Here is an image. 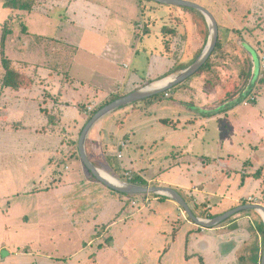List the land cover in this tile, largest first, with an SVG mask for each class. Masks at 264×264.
Listing matches in <instances>:
<instances>
[{
  "label": "crops",
  "instance_id": "1",
  "mask_svg": "<svg viewBox=\"0 0 264 264\" xmlns=\"http://www.w3.org/2000/svg\"><path fill=\"white\" fill-rule=\"evenodd\" d=\"M147 1L144 4L143 0H57L53 9L59 10L60 15L55 13L57 10L47 12V15L35 9L26 10L25 27L28 31L25 29V40L28 43L26 47L15 44L14 48L12 46L14 52L12 50L8 56L16 66L19 60L24 61L22 73L38 77L35 78L37 81L33 80L31 87L13 89L2 87L0 77L1 264H86L89 260L94 264H106L116 250L121 251V247L123 251L116 255L119 256L117 262L141 263L128 256H137L140 248L145 249V233L139 229L140 224L135 219L139 212L147 208L150 200L142 204L138 211L123 208V213H119L126 196L87 176L79 157L78 140L89 119L84 112L86 104L94 102L97 109L113 95L123 96L163 77L173 76L195 60L203 45L189 8ZM139 22L144 24L142 34L136 27ZM169 24L177 27V34L171 37L173 42L167 52L163 47L162 34L164 25ZM48 25L52 28L43 32ZM63 30L70 31L71 35L64 36ZM149 34L159 36V44L154 39L141 43L143 37ZM45 35L52 38V51L48 50L47 56L53 52L73 56L76 50L72 53L66 48L68 46L76 47L81 54L87 55L86 59L79 56L81 60L73 56L70 67L74 65V74L71 75V68L62 72L51 67L45 49L30 41L32 38L43 41ZM175 41L181 43L177 59L173 56ZM155 45L159 46L158 50L153 48ZM177 66L180 69L174 72ZM80 72L86 75L82 76ZM144 73L147 77L141 76ZM62 74L67 78H62ZM185 80L178 85H185L183 89L186 92L180 89L176 99L178 104L169 106L177 109L178 113L171 116L155 111L157 101L165 97L163 94L168 90L160 93L158 99L148 97L121 106L104 115L89 129L85 151L95 165L105 163L114 174H124L128 170L133 177L138 176L150 186L174 188L188 202L195 215L207 217L245 204L248 196L260 192L263 179L253 177L250 168L245 167L251 155L245 160L231 152L223 155V150L227 148L222 146L221 152L218 147V151L213 153H194L189 136L196 140L200 131L211 128V123L212 126L214 123L218 125L222 114L206 115L208 108H220L216 98L202 92L200 80H191L188 84ZM37 82L48 95L39 94ZM188 88L191 93H187ZM116 112L118 116L111 121L113 125L109 124V115ZM160 122L174 126H168L163 135L156 128ZM167 135H177V141L174 144L171 141V147L162 146ZM182 139H188L190 147L184 146ZM121 141L123 146H119ZM146 147L150 151L148 157L144 155ZM117 151L121 153L119 159ZM174 152L177 154L173 155ZM107 158H114L116 163L109 166ZM90 188L95 190V194ZM82 196L88 201L87 206L97 212L90 221L86 219L91 223L90 229H96L94 225L103 228V234L113 238L109 239L108 245L94 249L92 257L87 253L92 251L95 243H99V237H92L67 258L63 245L54 242L52 236L43 241L38 238L41 236L38 233L28 242L23 240L26 238L22 234L24 228L32 220L38 223V229L41 226L49 229L54 228L60 218V230H63L64 224L67 226L65 232L81 231L77 216ZM98 199L102 203L93 205ZM153 201L166 211L165 215H168L167 209H176L180 222L178 226L172 224L174 226L166 227L167 230L158 229L152 236L146 234L150 242L159 234L168 232L172 235L170 246L163 249L155 264L171 263L169 254L175 242L180 243L179 249L186 262L195 259L193 261L198 264L251 263L249 256L239 255L255 227L250 214L242 212L216 227L202 228L189 222L174 200L155 194ZM207 205L211 207L207 209ZM21 216L24 227L15 228L12 224ZM119 228H123V242L120 243L117 242L118 234L122 232ZM33 243L39 248L32 249ZM1 251H6V255L2 256ZM81 253L84 254L75 259Z\"/></svg>",
  "mask_w": 264,
  "mask_h": 264
},
{
  "label": "rangeland",
  "instance_id": "2",
  "mask_svg": "<svg viewBox=\"0 0 264 264\" xmlns=\"http://www.w3.org/2000/svg\"><path fill=\"white\" fill-rule=\"evenodd\" d=\"M6 1L7 0H0V40H1V34L3 28L4 26H6L11 30V33L7 35L5 41V54L9 58L8 54L11 55L15 44L17 46L23 45L24 47H26L25 44L28 43L25 40L27 39L26 34L28 29L26 27L27 31L22 30L23 24L24 25L27 24V20L25 17L28 15V12H26V10H18V9H11L8 7H4V3ZM23 1L32 3L31 9H35L36 11L44 15H47V12L50 11L54 12L57 10V9H53V6L56 4L55 2H57V0H23ZM186 1L195 2L203 6L213 15V17L217 20V23L219 24L218 36L221 42V47L210 55V62L208 66L202 67L201 70H197L194 74H192L190 77H188L185 80L186 82L185 84H188L191 80H195V79L200 80L201 82L200 87H203L202 92L205 95L206 94L213 95L214 98H216L217 104L220 105V108L219 109L216 108L217 110L215 109L212 110L211 108H208L209 111L208 114L206 115L210 114L209 116H211L215 112L222 114L221 119L218 121V125H215L214 123V125L212 126L211 123V128H209V130L204 132L200 131L199 136L196 140L192 138V135L189 136V138L191 139V143L194 146V153H202L203 151H206L208 153H213L218 151V147L221 152V146H222L227 148L223 150L222 152L223 155H226L228 152H231L241 160H245L246 157H248V155L249 156L251 155L249 158L252 160V162L249 159L245 163V167L250 168L249 170L252 171V174H254L257 170H260L261 173L260 179H263L262 189L261 190L259 189L260 192L252 196L257 197V201L260 204L264 205V170H263L264 169V0H186ZM143 2L144 4L148 3L147 0H143ZM55 13H58L60 15L61 12L57 10ZM51 28L52 26L50 25L45 26V30L43 32H47ZM62 33L64 36L71 35L70 31L63 30ZM47 35L43 36L45 39L41 38L43 41H41L38 38L30 39V41H33L39 47L45 49L46 56L48 54V50L52 51L51 43H50L52 38L47 37ZM153 39L156 40V43L159 44L160 38L155 34H149L144 36L141 43L146 44L148 41H151ZM171 42H173L172 39L170 40V47L172 44ZM180 46H181L180 42L178 45L175 44L176 49H173L174 55L173 53L171 54L176 59H177V51L178 49H180ZM157 47L159 46L157 45L153 46L154 49ZM66 48L71 50L72 53L76 50L75 52L76 55L75 54L73 55L74 58L76 57L75 59L81 60L79 56L85 59L87 58V55L81 54L80 51H77L76 47L70 48L68 46ZM73 56L61 55L60 53L58 54L56 52H53L47 57H48V63L51 67H55L56 69L62 72H65L67 70L69 71L71 68V75H72L76 70L73 64L70 67ZM148 56L150 57V54H148ZM18 63L19 64L17 66L15 65V67L22 73L24 71L23 65L25 62L19 60ZM143 69L145 70V66ZM112 71L115 72V69H112ZM147 71L148 70H146V72ZM3 73L4 70L0 63V77L3 76ZM64 74H62L61 77L67 78V76H65ZM80 74L82 76L86 75L83 72H80ZM141 76L147 77V73H144ZM26 77L31 80L30 83L27 85V87H31L33 80L34 82H36L37 79L35 78H38V77H34L32 74L26 75ZM37 85H38V91H40L39 94L41 96H45L49 94L45 88L41 89V87H39L38 82ZM184 86L185 85L183 86L175 85L172 88L168 89V93L171 97L169 98L162 96L160 100L157 101L158 107L157 110H155L156 113L157 114L169 113V115L171 116L175 113H178L179 111L177 109H174L169 106H174V104L175 105L178 104V101L176 99L179 95L180 89L181 91L186 92L183 89ZM190 91L191 90L188 88L187 93H191ZM248 99L249 100L255 99V101L251 103L246 102L247 104H245L244 102L248 101ZM117 112L113 113V115L111 116L109 115L107 119V121L110 122L109 124L113 125L114 122L111 121H113L114 117L118 116ZM168 126L173 127L174 124L168 125L160 122L159 125L156 126V128L163 135H165V130H168L167 129ZM106 133L108 134V132ZM171 141L174 144L177 141V135L165 136L162 146L168 147ZM182 141H183L182 142L183 145L187 146L188 148L189 146V144L187 143L188 139L185 140L182 139ZM148 149L149 147H146V152L144 154L146 157H148V154L150 153ZM121 150L124 151L125 150L124 147H122ZM154 150H157L156 147H154ZM175 154L177 153L174 152L173 155ZM189 155L190 154H188V156ZM111 163H116V160L114 158H107V164L110 166L112 165ZM83 167L87 176H89L95 182H99L100 184H102L100 181L92 177L93 175L85 168L84 165ZM99 168L106 169L107 171L109 170V173H111L116 178H119L122 181H127L124 174H120V173L114 174L112 170L106 168L105 163H103L102 166H100ZM102 186L105 185L102 184ZM90 189L95 194V190L92 188ZM116 193L120 194L118 192ZM142 195H131V196L125 195L126 197L123 198L122 209L119 213H123V208H126L128 210L130 208H134L131 209L134 210V212L135 210L138 211V209L141 208L142 206L141 200H139L141 203H139L138 205H132L129 197L138 196L139 199L147 198L148 200H150V203L147 204L146 202L147 208L145 207L146 208V209L144 208L145 210L139 212L140 214L135 219V221L139 222L140 224L139 229L143 233H145L146 239H144V243H143L145 244V249L140 248L139 255L134 257H130L129 255L128 258L136 259V261L141 262L140 264H155L156 262H158L160 258V254L163 252V249L164 248L166 249L170 246L172 241V235L171 234L168 235V232H166L165 234H159L157 239L156 236L154 237L155 241L153 240L152 242H150L149 237H147L146 234L152 236L154 235L153 233L156 232L158 229H166V227L174 226L176 224L178 226L180 225V222L179 220H177L176 209L174 210L167 209L168 215H165L166 211L160 208L157 205L156 201H153V197H154L153 195L155 194H144L143 196ZM101 203L102 201L98 199V201L95 202V204L93 205L98 206ZM87 204L88 201L85 200L84 197L82 196L79 201V207H78V209L80 210V214L79 215L76 214L78 215L77 218L80 221L78 227H81L82 229H80L81 231L79 232L74 231L71 233V231H69V233L72 234V236H70L69 238L68 236L70 234L68 232H65L67 230V226L63 224V227L61 228L63 230H60L61 221L60 218H58L56 226L54 228H49V229L47 228L45 229L43 226H41V228L38 229L36 226L37 222H35L34 220L30 221L29 225L26 228H24L25 232L22 233L26 237L23 238V240H27L26 242H28L30 237L34 236V238H36V235L38 233H40L41 235L38 238L42 239L43 241L46 238H49L48 236H52L55 238L54 242H57L61 246L63 245L62 249L65 252V257L67 258V255L71 254L72 252H76L79 247L86 245L87 242L92 237H99L98 239L99 243H95L92 246V251H89V253H87L89 257H92L94 249H97L99 246L102 245H108L109 239L110 238L113 239V238L109 234H103V228L101 229L94 225L96 229L94 230L90 229L91 223H88V221H90L93 215L97 212L96 209L89 208ZM252 212L253 214L259 215V213L256 211H252ZM14 218H16V216ZM74 218H76V216H74ZM86 219H88L87 222ZM22 220L23 218L21 216L20 219L18 221L15 220V222L12 225L15 226V228L24 227L21 222ZM188 221L192 222L191 220ZM62 231L63 233H60ZM119 231H122L120 234H118L117 242L120 243L123 242V228L121 229L119 228ZM140 233L141 232H139L138 234ZM57 234L60 237L56 238ZM255 242L258 243V246L259 245L261 246V237L259 235L257 236L256 234L251 233L248 243L244 247H242L239 252V255L241 256H247V257L249 256L248 259L251 261L252 264H256L255 262L253 263L254 258L256 257L253 256V250H252V246H254L253 244ZM179 244H180L179 242L177 243L175 242L172 245V248L170 250L171 252L169 254L172 261L169 264H198L197 261H193L195 259H193L192 257L191 258L193 260H189L187 262L184 260L181 254V250L179 249ZM39 246L42 247V244H40ZM38 248L39 247L34 245L33 243L32 249H38ZM43 248L45 249L46 247L43 246ZM120 249L121 251H123L122 247ZM121 251L116 250L115 251L116 253L113 252L114 253V254L112 253L113 256L108 260V263L106 264H120L119 262L116 261V259L119 257L116 255H120L122 253ZM82 254L84 253L79 254L77 257H75V259L78 257L80 258ZM1 255L2 256L6 255V251H1ZM261 256H262V252L260 251L258 252L257 259H259V261L257 264H260ZM86 264H94V263L93 261L89 260L88 263ZM123 264H125V262H123ZM245 264H248V262H245Z\"/></svg>",
  "mask_w": 264,
  "mask_h": 264
},
{
  "label": "water",
  "instance_id": "3",
  "mask_svg": "<svg viewBox=\"0 0 264 264\" xmlns=\"http://www.w3.org/2000/svg\"><path fill=\"white\" fill-rule=\"evenodd\" d=\"M161 4H169L175 6H182L186 8H192L198 10L204 16V19L207 24V39L206 42L195 58V60L186 68L180 70L173 76L163 77L155 82L148 83L128 94H125L119 98H116L101 108L97 109L88 119L82 131L80 132L78 140V153L79 157L85 166V168L103 185L109 189L128 195H142V194H160L174 200L179 207L184 211L185 215L194 222L196 225L202 228H213L221 223L229 220L233 216L245 212V211H256L259 213L263 224H264V206L261 204H241L239 206L233 207L223 213L217 214L212 217H198L195 215L189 206L188 202L179 194L177 190L168 186H150V185H140L137 183H132L130 181H122L119 178L121 185H116L109 181L107 178L103 177L100 172V168L96 166L88 157L85 151V139L89 129L104 115L107 113L130 103L136 102L138 100L148 98L157 94H160L175 85L183 82L185 79L194 74L199 70L208 57L211 55L214 50L217 39H218V25L213 17V15L205 9L203 6L186 0H152ZM260 264H264V244L262 250V256Z\"/></svg>",
  "mask_w": 264,
  "mask_h": 264
},
{
  "label": "trees",
  "instance_id": "4",
  "mask_svg": "<svg viewBox=\"0 0 264 264\" xmlns=\"http://www.w3.org/2000/svg\"><path fill=\"white\" fill-rule=\"evenodd\" d=\"M31 6H32V3L26 2V1H23V0H7L4 3V7H8V8H11V9H18V10H30ZM141 9L144 10L143 7H141ZM189 9L192 11L193 21H194V23L196 25V30H197V32L199 33V35L201 36V38L203 40V45L197 52V56H198V54L201 52V50H202V48H203V46H204V44L206 42V39H207V28H206V24H205V21H204L205 19H204V16L202 15V13L199 12L198 10H195V9H191V8H189ZM176 28L177 27L175 25H170V24L169 25H164V27H163L164 32L162 34V43H163L164 49H166L167 52H169V50H170L169 48H170L171 37L173 35L177 34V29ZM25 29H26V27L23 24L22 30L25 31ZM10 33H11V30L9 28H7L6 26H4L2 34H1V40H0V62H1V66H2V68L4 70V73H3V76H2V79H1V86L2 87H11L13 89H18L20 87L27 86L30 83V79H28L26 77V75L22 74L15 67V65L12 62V60L10 58H8L7 55L5 54V41H6L7 35L10 34ZM220 47H221V42H220V39H219V36H218L216 46H215V48H214V50L212 51L211 54H213V52H215ZM209 62H210V56L208 57V59L206 60V62L204 63V65L202 67L208 66ZM201 68L199 70H201ZM179 69L180 68H178V66H177L175 68L174 72L179 71ZM160 95L161 94L154 95V96L150 97V99H158ZM119 97H121V96L113 95L112 97H110V100L108 102H110V101H112V100H114L116 98H119ZM254 101H255V99H252V100L249 101V103L254 102ZM108 102L103 103L97 109L101 108L102 106H104ZM96 166H98V165H96ZM115 174H116V172H115ZM260 176H261L260 170H257L253 174V177H255L257 179L260 178ZM92 177L94 179H96L94 176H92ZM130 182L137 183V184H140V185H147V183L144 180H142L141 178H139L138 176L137 177L136 176L133 177L130 180ZM120 194L121 195H126V196H131V195H128V194H123V193H120ZM153 196H155V195H153ZM246 213H248L251 216H253V222H254V226L255 227H254V230L252 231V233L256 234L257 236L259 235L261 237V246L260 245L258 246V243L256 242V243H254V246L252 247L254 256L256 257L255 258V263L257 264L258 261H259V259H257L258 258V252H260V251L262 252L263 244H264V224H263V221H262L260 215L253 214L252 211H246ZM212 216H215V215H212V214L208 215V217H212Z\"/></svg>",
  "mask_w": 264,
  "mask_h": 264
},
{
  "label": "built area",
  "instance_id": "5",
  "mask_svg": "<svg viewBox=\"0 0 264 264\" xmlns=\"http://www.w3.org/2000/svg\"><path fill=\"white\" fill-rule=\"evenodd\" d=\"M136 27H137L139 33L142 34V33H143V29H144V24H143L142 22H139V23L136 24ZM175 44L178 45V44H179V41H175V42H174V49H175ZM163 95H164L165 97H168V96H169V93L166 91V92H164ZM250 100H252V99H250ZM250 100L248 99V101H245L244 103L247 104V103H249ZM246 102H247V103H246ZM95 109H96V104H95L94 102H89L88 104H86V105L84 106V112H85V114H86L88 117H90V116L93 114V112L95 111ZM123 145H124V143L121 141V142L119 143V146H123ZM116 157H117L118 159L121 157V153H120V151H117ZM124 176H125V178L127 179V181H130V180L133 178L131 172L128 171V170H126V171L124 172ZM139 200H141L142 204H144V202H146L148 199H147V198L139 199V198H137V197H135V196H134V197H130V202H131L132 205H138L139 203H141ZM244 202L247 203V204H260V203L257 201V197H255V196H248V197L245 199ZM210 207H211V205H207V206H206L207 209H209Z\"/></svg>",
  "mask_w": 264,
  "mask_h": 264
},
{
  "label": "bare ground",
  "instance_id": "6",
  "mask_svg": "<svg viewBox=\"0 0 264 264\" xmlns=\"http://www.w3.org/2000/svg\"><path fill=\"white\" fill-rule=\"evenodd\" d=\"M100 172H101V175L103 177L107 178L112 183H114L116 185H121V183L119 182V180L115 176H113L111 173H109V171H107L106 169L100 168Z\"/></svg>",
  "mask_w": 264,
  "mask_h": 264
}]
</instances>
